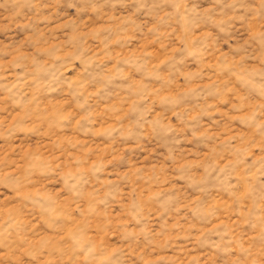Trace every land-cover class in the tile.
I'll list each match as a JSON object with an SVG mask.
<instances>
[{"label": "rangeland", "instance_id": "1", "mask_svg": "<svg viewBox=\"0 0 264 264\" xmlns=\"http://www.w3.org/2000/svg\"><path fill=\"white\" fill-rule=\"evenodd\" d=\"M0 264H264V0H0Z\"/></svg>", "mask_w": 264, "mask_h": 264}]
</instances>
